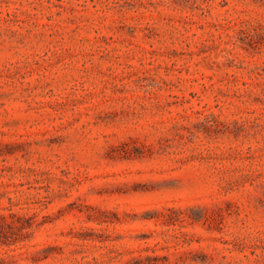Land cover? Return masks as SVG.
<instances>
[{
    "label": "rangeland",
    "instance_id": "obj_1",
    "mask_svg": "<svg viewBox=\"0 0 264 264\" xmlns=\"http://www.w3.org/2000/svg\"><path fill=\"white\" fill-rule=\"evenodd\" d=\"M0 264H264V0H0Z\"/></svg>",
    "mask_w": 264,
    "mask_h": 264
}]
</instances>
